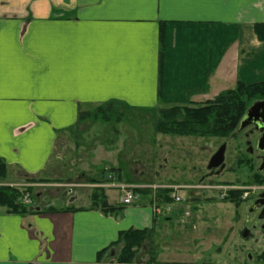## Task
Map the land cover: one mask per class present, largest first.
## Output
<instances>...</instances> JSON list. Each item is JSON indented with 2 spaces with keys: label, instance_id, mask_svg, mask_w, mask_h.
Returning <instances> with one entry per match:
<instances>
[{
  "label": "crops",
  "instance_id": "crops-1",
  "mask_svg": "<svg viewBox=\"0 0 264 264\" xmlns=\"http://www.w3.org/2000/svg\"><path fill=\"white\" fill-rule=\"evenodd\" d=\"M257 23H264V0H0L6 180L50 175L58 144L76 143L88 122L81 113L109 102L144 110L199 106L239 82H263ZM110 170L83 184L105 188L118 207L108 214L91 200L66 212L32 206L17 214L0 206V264H182L149 263V247L133 263L117 261L111 246L121 232H156L162 216L149 196L125 206L119 192L111 201L106 186L126 183Z\"/></svg>",
  "mask_w": 264,
  "mask_h": 264
},
{
  "label": "rangeland",
  "instance_id": "rangeland-1",
  "mask_svg": "<svg viewBox=\"0 0 264 264\" xmlns=\"http://www.w3.org/2000/svg\"><path fill=\"white\" fill-rule=\"evenodd\" d=\"M109 115L108 122L88 120L82 124L75 132L76 143L58 144L53 171L41 177L43 185L28 192L29 205L43 209L87 207L94 189L83 184H91V179L98 178L105 168H122L119 178L126 184L138 181L196 186L223 143L221 137L157 133L156 118L149 112L116 108ZM56 183L63 186L55 187ZM204 185L206 189L192 191L196 200L190 199L187 191L182 192L185 199L181 209L173 206L176 209L170 221L161 217L153 236L159 261L264 264V242L255 243L240 234L243 227L237 222L236 212L243 213V208L236 210L234 204L223 200L227 191L209 188L212 184L208 182ZM119 192L109 189L110 200L116 201Z\"/></svg>",
  "mask_w": 264,
  "mask_h": 264
},
{
  "label": "trees",
  "instance_id": "trees-1",
  "mask_svg": "<svg viewBox=\"0 0 264 264\" xmlns=\"http://www.w3.org/2000/svg\"><path fill=\"white\" fill-rule=\"evenodd\" d=\"M255 33L260 41H264V23L255 25ZM264 98V81L255 84H244L239 82L234 89L220 93L214 100L207 101L199 106L172 107L168 109H133L126 108L121 102H109L91 112H83L80 120L89 119L93 121L111 120L109 113L116 108L125 110L149 112L156 118V132L165 135L176 136H198V137H227L245 116L252 104ZM121 171L122 168L113 169ZM7 164L0 158V179L7 178ZM121 177V175H119ZM118 177V181H122ZM28 181L42 183L41 178L30 177ZM131 181V180H129ZM91 183H97L92 180ZM33 188L20 190L12 187H0V206L6 209L7 213L23 214L33 210V207L24 202V196L32 192ZM91 197L92 207L105 213H111L118 207L110 205L105 188H94ZM146 196L151 191H142ZM170 190H159L156 196L160 200L169 203ZM243 191L229 190L223 198L224 201L238 204L242 201ZM66 212L70 208L55 209ZM159 217V216H158ZM157 217V218H158ZM154 229H130L121 232L119 239L111 246L118 251L117 261L120 263H133L144 248H150L149 263L156 261L155 248H153ZM108 250V249H107ZM107 250L101 252V256Z\"/></svg>",
  "mask_w": 264,
  "mask_h": 264
},
{
  "label": "flooded vegetation",
  "instance_id": "flooded-vegetation-1",
  "mask_svg": "<svg viewBox=\"0 0 264 264\" xmlns=\"http://www.w3.org/2000/svg\"><path fill=\"white\" fill-rule=\"evenodd\" d=\"M241 122L229 136L221 137L223 143L218 150L225 146L224 166L209 169V161L207 173L187 192L190 199L196 200L192 191L206 189V182L221 191H243L242 201L234 204L236 210L243 208V213L236 212L237 222L243 227L240 234L259 243L264 242V120L261 125L252 124L238 132Z\"/></svg>",
  "mask_w": 264,
  "mask_h": 264
},
{
  "label": "built area",
  "instance_id": "built-area-1",
  "mask_svg": "<svg viewBox=\"0 0 264 264\" xmlns=\"http://www.w3.org/2000/svg\"><path fill=\"white\" fill-rule=\"evenodd\" d=\"M41 184L36 182H31L28 180H18V181H8V180H0V187H12L20 190H27L28 188H36ZM110 189H117L122 193L121 201L125 206L139 204L143 199L145 193L142 191L149 190L151 194L148 196L151 197L152 207L155 216H172L175 209L173 206H178V210L181 209V204L185 199V195L182 192H185L190 189H194L195 186H187V185H179V184H168V185H157V184H119L112 183L106 186ZM217 190L218 188L215 186L209 187ZM159 190H170V199L172 200L169 203H166L161 198L160 200L156 196L157 191ZM219 190V189H218ZM24 202L30 203V193H27L24 196ZM184 219V218H183ZM181 219V221H183Z\"/></svg>",
  "mask_w": 264,
  "mask_h": 264
},
{
  "label": "water",
  "instance_id": "water-1",
  "mask_svg": "<svg viewBox=\"0 0 264 264\" xmlns=\"http://www.w3.org/2000/svg\"><path fill=\"white\" fill-rule=\"evenodd\" d=\"M263 120H264V101H257L254 104H252L250 108L247 110L245 116L242 119L238 132L242 131L243 129H245L246 127L252 124L261 125L263 123ZM224 160H225V146H222L214 154V156H212L209 163V169L216 168L221 165L224 166L223 164Z\"/></svg>",
  "mask_w": 264,
  "mask_h": 264
},
{
  "label": "snow or ice",
  "instance_id": "snow-or-ice-1",
  "mask_svg": "<svg viewBox=\"0 0 264 264\" xmlns=\"http://www.w3.org/2000/svg\"><path fill=\"white\" fill-rule=\"evenodd\" d=\"M3 76H4L3 47H2V42H0V91H2Z\"/></svg>",
  "mask_w": 264,
  "mask_h": 264
}]
</instances>
